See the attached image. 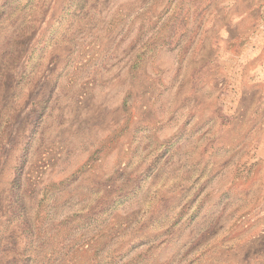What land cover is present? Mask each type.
Instances as JSON below:
<instances>
[{
	"label": "rangeland",
	"instance_id": "1",
	"mask_svg": "<svg viewBox=\"0 0 264 264\" xmlns=\"http://www.w3.org/2000/svg\"><path fill=\"white\" fill-rule=\"evenodd\" d=\"M0 264H264V0H0Z\"/></svg>",
	"mask_w": 264,
	"mask_h": 264
}]
</instances>
